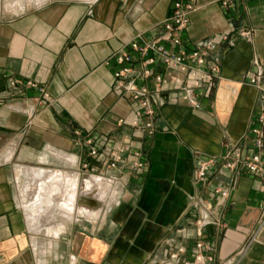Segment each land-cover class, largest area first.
<instances>
[{
  "label": "crops",
  "instance_id": "0c3cea01",
  "mask_svg": "<svg viewBox=\"0 0 264 264\" xmlns=\"http://www.w3.org/2000/svg\"><path fill=\"white\" fill-rule=\"evenodd\" d=\"M221 2L196 0L180 34L183 45L242 29L251 30L249 40L230 49L219 43L209 57L218 56L219 78L199 109L166 85L157 131L144 137L117 125L119 118L133 120L136 106L116 88L114 65L107 61L138 34L153 37L172 0H51L12 13L2 10L0 0V264H70L72 258L77 264H184L194 261L198 242L211 248L205 264H264V226L239 252L262 212L260 178L216 166L205 184L194 185L200 160L226 148L248 151L261 104L242 75L254 61L264 67V0L229 8ZM26 82L44 86L48 99ZM74 130L82 134L80 144ZM87 138L99 148L95 157ZM115 147L124 149L123 159L110 169L107 152ZM65 155L83 175L91 172L94 182L117 189V200L103 215L100 209L91 226L74 221L57 239L42 241L28 228L18 180L30 172L67 171ZM136 160L142 168L132 171ZM219 187L227 197L215 192Z\"/></svg>",
  "mask_w": 264,
  "mask_h": 264
},
{
  "label": "built area",
  "instance_id": "2783aa9c",
  "mask_svg": "<svg viewBox=\"0 0 264 264\" xmlns=\"http://www.w3.org/2000/svg\"><path fill=\"white\" fill-rule=\"evenodd\" d=\"M243 0H222L226 8L234 6ZM196 0H172V8L167 18L155 29L157 33L147 38L144 34H138L124 48L116 51L107 63L114 65V78L116 88L135 103L137 116L126 123L124 118L117 120L118 126L128 127L137 131L141 136L152 137L157 131L156 123L159 118V107L162 104V94L165 86L171 84L176 91L181 93L183 100L194 109H199L200 99L207 98L213 88L214 82L219 78L218 56L209 62V57L216 54L219 43L225 44L228 49L235 46L239 40H249L251 30L242 29L237 33H225L219 40L204 39L193 44L192 48H186L182 43L181 32L189 25L190 16L197 10ZM132 76L131 81L127 77ZM142 80V85H137L135 79ZM242 81L255 87L260 95L261 104L258 108L256 120L250 129L249 147L243 149L226 148L221 155L200 160L195 167L194 185L199 187L207 182L211 168L220 166L229 171L233 176L245 174L259 177L261 191L264 195V67L254 61L252 67L242 75ZM11 85H16L15 81ZM26 86L36 88L39 94L48 99V93L44 86L33 82H26ZM76 144L82 142V134L78 130L71 132ZM106 138H103V142ZM89 147V155L97 156L99 148L90 138L84 139ZM104 144V143H103ZM124 149L115 147L107 152V167L114 169L123 159ZM140 152H134L138 158ZM86 167V165H84ZM130 170L138 171L142 163L138 160L129 165ZM113 180V179H112ZM222 197L228 196L224 187L215 189ZM204 222H201V226ZM264 226V200L260 218L252 230L248 240L239 251H245L256 239L259 231ZM193 262L184 264H205L204 253L211 248L198 242ZM182 250L179 249L178 252ZM171 254V258L177 257V253ZM70 264H77L72 258ZM224 264H236L227 260Z\"/></svg>",
  "mask_w": 264,
  "mask_h": 264
},
{
  "label": "bare ground",
  "instance_id": "6f19581e",
  "mask_svg": "<svg viewBox=\"0 0 264 264\" xmlns=\"http://www.w3.org/2000/svg\"><path fill=\"white\" fill-rule=\"evenodd\" d=\"M87 1L92 2L94 0ZM19 3H22V0H16L15 4L12 5L6 0L5 6L14 7V5H19ZM63 158L69 161L68 163H74L73 157L71 156L65 155ZM30 173H32V188L35 193L33 196V202L29 207L32 215H46L52 207H55V210L58 211L59 215L67 220L78 221L79 219L95 218L99 215L98 210L88 207L86 203L81 202V198L92 187L90 181L85 180L83 182V191L79 195V179L77 175H69L59 170L52 171L46 176H37L33 172ZM30 173L28 174L30 175ZM63 229L64 226L60 223L57 226L47 228L46 233L49 237L57 239L58 234L63 231Z\"/></svg>",
  "mask_w": 264,
  "mask_h": 264
},
{
  "label": "rangeland",
  "instance_id": "374dc122",
  "mask_svg": "<svg viewBox=\"0 0 264 264\" xmlns=\"http://www.w3.org/2000/svg\"><path fill=\"white\" fill-rule=\"evenodd\" d=\"M6 0H2V10H5L7 13H12L14 11H17L20 8L23 7H32L37 4H42L45 2H49L51 0H22V3H19V5H14L13 6H8L6 7L4 2ZM8 3L15 4L16 0H7ZM65 1V0H63ZM72 1V0H68ZM80 1H87V0H80ZM6 8V9H5ZM69 162V161H68ZM74 162V161H73ZM68 170L63 171L67 172L69 175H77L79 179V186H78V192L79 195L83 191L82 186L83 182L85 180L90 181V185L92 184L91 189L87 191V193L81 198V202L86 203L88 207L95 208V210H100L101 209V215H103L104 211L106 210L108 205H111L115 200H117L115 196V193L117 192V189L112 185H109V183H106V181H98L94 182V177L92 174L86 172L85 175H83L82 172H79L73 165V163H68ZM32 179L31 176L27 177L24 176L20 178L19 181V187H18V194L20 198V204L21 207L25 210L27 214V220L28 221V228L30 230L38 231L39 233L36 235L38 238H40L42 241L45 239L50 240L46 233V229L49 227H54L57 226L58 224H63L64 227L67 226V224L74 222V220H67L63 218L61 215H59L58 211L55 210V207H52L49 209L48 213L46 215H39V216H34L31 214L30 211V204L33 202V196H34V191L32 188ZM29 181V182H28ZM100 183V185H99ZM28 193V194H27ZM30 193V194H29ZM90 195V196H89ZM31 198V199H30ZM31 201V202H30ZM32 209V208H31ZM52 212V213H51ZM29 214V215H28ZM79 220H89L90 226L93 224L92 220L96 221L98 220V216L95 218H87V219H79ZM32 221V222H31ZM30 224V225H29ZM95 224V223H94Z\"/></svg>",
  "mask_w": 264,
  "mask_h": 264
}]
</instances>
